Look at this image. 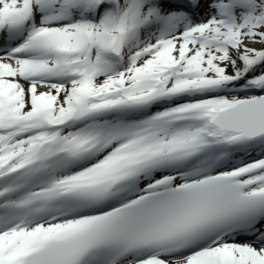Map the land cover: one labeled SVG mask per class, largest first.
I'll return each instance as SVG.
<instances>
[{
  "label": "snow or ice",
  "instance_id": "snow-or-ice-1",
  "mask_svg": "<svg viewBox=\"0 0 264 264\" xmlns=\"http://www.w3.org/2000/svg\"><path fill=\"white\" fill-rule=\"evenodd\" d=\"M0 264H264V0H0Z\"/></svg>",
  "mask_w": 264,
  "mask_h": 264
}]
</instances>
